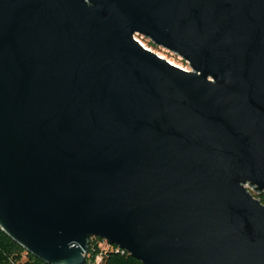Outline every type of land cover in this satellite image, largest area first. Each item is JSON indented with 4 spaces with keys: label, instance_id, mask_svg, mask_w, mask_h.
I'll return each instance as SVG.
<instances>
[{
    "label": "water",
    "instance_id": "water-1",
    "mask_svg": "<svg viewBox=\"0 0 264 264\" xmlns=\"http://www.w3.org/2000/svg\"><path fill=\"white\" fill-rule=\"evenodd\" d=\"M248 188L264 193V0H0V228L23 248L264 264Z\"/></svg>",
    "mask_w": 264,
    "mask_h": 264
},
{
    "label": "trees",
    "instance_id": "trees-1",
    "mask_svg": "<svg viewBox=\"0 0 264 264\" xmlns=\"http://www.w3.org/2000/svg\"><path fill=\"white\" fill-rule=\"evenodd\" d=\"M254 197H257L264 204V193L254 195ZM104 245L103 239L99 237L89 238L84 264H91L98 255H100V261L97 264H142L123 250L115 251L116 245L112 244V248H104ZM0 264L49 263L34 256L0 228Z\"/></svg>",
    "mask_w": 264,
    "mask_h": 264
},
{
    "label": "rangeland",
    "instance_id": "rangeland-1",
    "mask_svg": "<svg viewBox=\"0 0 264 264\" xmlns=\"http://www.w3.org/2000/svg\"><path fill=\"white\" fill-rule=\"evenodd\" d=\"M134 37L136 39H138L140 41V43H142V45H144L146 48L156 52L158 55H160L161 57L167 59L168 61H170L171 63L175 64V65H179L185 69H190L189 65L187 64V62H185V60H183L179 55H177L176 53H173L171 51H168L165 48H162L160 46H157L155 44H153L147 37H144L141 34H134ZM248 190L255 195V193L248 188Z\"/></svg>",
    "mask_w": 264,
    "mask_h": 264
},
{
    "label": "built area",
    "instance_id": "built-area-1",
    "mask_svg": "<svg viewBox=\"0 0 264 264\" xmlns=\"http://www.w3.org/2000/svg\"><path fill=\"white\" fill-rule=\"evenodd\" d=\"M177 66H179V65H177ZM179 67H181V66H179ZM103 244H105V245H104V248H112V247H111L112 244H109V243L106 242L105 240H103ZM109 246H110V247H109ZM114 250H115V251H119V250L122 251V249H119L118 247H115ZM99 261H100V255L96 256L94 262H92L91 264H97Z\"/></svg>",
    "mask_w": 264,
    "mask_h": 264
},
{
    "label": "bare ground",
    "instance_id": "bare-ground-1",
    "mask_svg": "<svg viewBox=\"0 0 264 264\" xmlns=\"http://www.w3.org/2000/svg\"><path fill=\"white\" fill-rule=\"evenodd\" d=\"M179 67V66H178ZM180 68H182V69H185V68H183V67H180ZM185 70H188V69H185ZM118 247V246H117ZM119 248V247H118Z\"/></svg>",
    "mask_w": 264,
    "mask_h": 264
}]
</instances>
